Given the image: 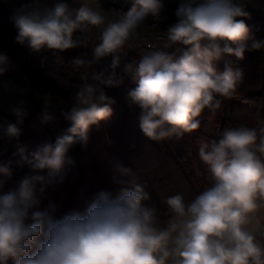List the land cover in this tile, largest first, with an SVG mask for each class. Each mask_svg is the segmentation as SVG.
I'll use <instances>...</instances> for the list:
<instances>
[{
    "label": "clouds",
    "instance_id": "1",
    "mask_svg": "<svg viewBox=\"0 0 264 264\" xmlns=\"http://www.w3.org/2000/svg\"><path fill=\"white\" fill-rule=\"evenodd\" d=\"M127 2V12L107 13L100 5L72 9L66 0L51 6L47 0H29L10 17L15 41L30 53L56 57L69 49H89L93 30L98 42L70 61L87 75L64 113L70 126L54 142L27 153L19 139L29 115L24 101L8 109L15 122L0 121V137L16 141L13 155L29 169L7 191L0 180V264H264V128L241 124L226 128L219 141L202 142L198 155L210 174L209 186L190 201L180 193L167 197L163 213L145 203L151 197L144 186L129 187L117 178L115 192L96 191L82 211L58 217L54 202L40 208L43 194L63 184L75 166L71 150L76 145L86 149L91 129L111 117L115 100L105 88L124 83L115 69L127 45L141 39L142 29L157 30L145 21L160 19L163 0ZM175 16L176 22L149 49L184 50L177 48L179 55L146 51L127 92L141 110L140 130L156 142L199 129L205 109L215 112L234 95L242 70L226 66L218 72L215 61L264 51V40L256 39L245 23L250 13L237 0H184ZM107 57L112 71H95ZM11 67L7 54L0 53V76ZM130 70L126 66L125 72ZM51 100L45 98L46 106ZM54 119L47 110L39 116L42 125ZM119 171L127 175L130 170ZM0 174L13 175L7 165H0Z\"/></svg>",
    "mask_w": 264,
    "mask_h": 264
},
{
    "label": "trees",
    "instance_id": "2",
    "mask_svg": "<svg viewBox=\"0 0 264 264\" xmlns=\"http://www.w3.org/2000/svg\"><path fill=\"white\" fill-rule=\"evenodd\" d=\"M106 4V3H104ZM180 3L172 2L161 13L159 20L149 21L145 24H155L157 30L164 31L177 19L175 11ZM250 18H244L251 29L252 35L258 40H264V12L248 8ZM11 10L0 3V48L9 59H21L22 67L26 73L30 86L21 85L22 90L29 97L33 93L42 96L55 95L64 101L60 110L48 109L57 122L70 125L64 113L72 106L71 97L76 91L79 81V71L74 70L70 61L89 49H69L59 56L64 64L63 72H56L57 78L47 77L40 69L39 55L30 53L26 46L15 41L17 31L11 22ZM78 36V33L75 34ZM172 48L161 51L168 52ZM141 49H133L126 57H121L120 65L115 69L117 75L124 77V83L119 87H106V94L115 100L110 107L113 113L109 119L102 121L100 126L93 127L89 133V142L84 149L76 145L71 150L75 166L70 167L63 184L50 187L41 197L40 208H47L50 202L57 206L56 216H61L70 210H83L91 201L93 194L100 189L115 192L119 185L114 178L127 182V186L139 184L145 187L151 199L145 203L154 207L158 212L166 211L164 201L167 197L177 193L183 194L186 200L193 199L199 192L210 184V174L201 162L198 150L202 142L215 139L219 141L226 128L237 127L241 124L248 127L264 128V51H245L244 59L238 60L234 56H225L215 61L218 72H223L226 66L239 68L243 73V81L237 87L234 95L223 99L221 108L215 112L205 109L198 119L201 121L199 129L192 133H185L181 138L175 136L169 140L156 142L147 138L139 127L141 110L127 98V92L134 86L133 78L136 67L142 56ZM184 50V46L182 49ZM150 51V50H146ZM180 53L178 52L177 55ZM52 54L44 60L54 59ZM111 59L104 58L95 66V71H112ZM131 70L125 72L126 66ZM10 74V70L6 73ZM72 83V87L68 84ZM32 113L25 121L33 118ZM22 126V127H23ZM15 142L9 141L8 148L12 158L4 165L12 170L9 179L0 174L4 181V191L17 186L20 179L29 172L27 166L18 165V156ZM34 148L27 151L31 153ZM3 165V164H2ZM120 167L129 169L127 175H121Z\"/></svg>",
    "mask_w": 264,
    "mask_h": 264
},
{
    "label": "rangeland",
    "instance_id": "3",
    "mask_svg": "<svg viewBox=\"0 0 264 264\" xmlns=\"http://www.w3.org/2000/svg\"><path fill=\"white\" fill-rule=\"evenodd\" d=\"M243 0H237L239 3H247L250 6L257 5V6H263L264 0L256 1V0H245V2H241ZM246 6V5H245ZM178 46H173V50L169 53L177 52ZM146 50L141 49L140 53L143 55L145 54ZM36 54V53H35ZM178 54V52H177ZM37 55V54H36ZM18 61H21V59L15 60V67L17 69L13 70V76L18 81V84L16 82H12L10 84V87H3V89L0 90V121L7 120L11 122H15V117L9 112V107L12 104H17L20 101H24L28 111L29 115L27 118L32 115L33 113V104L32 102H29L27 97H29L25 92L22 90L20 84H25V80L21 77L18 70ZM22 63V61H21ZM41 71V70H40ZM42 72V71H41ZM76 89V88H75ZM6 96L10 98H6ZM42 112L35 113L34 118L28 119L26 124L22 127V134L20 136V143L23 144L26 147V150H32L34 148H39L45 143L54 142L55 138L62 133L63 129H67L70 125H63L57 122L56 119H54L52 122L42 125L39 121V116ZM26 118V119H27ZM25 119V120H26ZM32 120V121H31ZM8 142L9 140L6 137H0V165H4L6 162L11 160L12 158V152L8 148ZM16 144V141H13Z\"/></svg>",
    "mask_w": 264,
    "mask_h": 264
},
{
    "label": "crops",
    "instance_id": "4",
    "mask_svg": "<svg viewBox=\"0 0 264 264\" xmlns=\"http://www.w3.org/2000/svg\"><path fill=\"white\" fill-rule=\"evenodd\" d=\"M256 1L258 2L260 0H256ZM28 2H29V0H0V3H4L11 10L12 14H14L16 12V10L21 7L22 4H25V3H28ZM55 2H56V0H47V3L49 4V6L53 5ZM66 2L69 4L70 8H72V9H78L79 7L82 6L83 3H88L90 6H93V7H95L96 5H100V7L104 11L106 10V4H104L105 2H102V0H66ZM172 2L182 3V2H184V0H163L164 9L162 10V12ZM241 2H245V0H243ZM244 5H246L245 6V10L248 9V8H252V9H257V10H260V11L264 12V5L263 6H257V5H253V6L251 5L250 6V4L248 5V2L245 3ZM146 19L149 20V21H153L154 20L152 17H148ZM142 30H148V29H142ZM79 35H80V33H78V36ZM97 35H98V32L96 30H93V33H92V36H91V40L89 42V50H90V47H91L93 41H95ZM178 47L180 49H182V46H178ZM127 48H128L127 54H128V52H130V51H132L134 49L130 45H127ZM172 50H173V47H172L171 51ZM0 53L6 54L5 51L2 48H0ZM127 54L122 56V57H126ZM37 55H39V57H40L39 58V62H41L39 70H41L42 73H44L47 77L57 78L59 76H57L56 72H63L65 70L63 61H62V59L60 57H55L54 59H52L49 62L44 61L47 58V56L52 55L51 52H41V53H38ZM15 60L16 59H13V60H12V58L10 59V63L12 65V67L10 69L11 76H9V74H5L3 76H0V90L3 89V87H5V88L10 87V84L12 82H16L18 84V81L13 76V73H14L13 70L17 69L15 67V63H14ZM17 64H18L17 65L18 66V70L17 71H19V74L21 75V77L26 81L25 84H20V85H26V86L29 87L30 84H29L28 78L26 76V73H25V71H24V69L22 67L21 61H18ZM78 71H79V81H80V84H82L84 82L82 78L85 77L87 75V73L85 72L84 69H80ZM89 82H91V81H89ZM68 84L71 87L73 85L72 83H68ZM46 97H51L52 98L51 103L47 104V106H46V103H45V98ZM6 98L8 99L10 97L6 96ZM27 99L29 100V102H32V104L34 106L33 110H32L33 113H38V114L40 112H43L44 110L49 111L48 109H52V108L55 109V110H60L64 106V101L60 97L55 96V95L42 96V95H40V94L35 92L30 97H27ZM63 131H64V129H63Z\"/></svg>",
    "mask_w": 264,
    "mask_h": 264
},
{
    "label": "built area",
    "instance_id": "5",
    "mask_svg": "<svg viewBox=\"0 0 264 264\" xmlns=\"http://www.w3.org/2000/svg\"><path fill=\"white\" fill-rule=\"evenodd\" d=\"M102 2L106 3L105 12L107 13H111L113 11L127 12L130 9V4L127 2V0H102ZM175 22H176V19L172 22V24ZM164 31L141 30V39L138 41H133L129 45L134 49L161 51L165 49L162 45L154 49H149V48L153 46L156 42H158L159 39L165 35ZM97 42L98 40L96 38L92 44L97 43ZM107 58L111 59V57H107Z\"/></svg>",
    "mask_w": 264,
    "mask_h": 264
}]
</instances>
